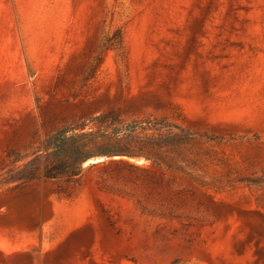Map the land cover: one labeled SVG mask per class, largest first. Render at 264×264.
<instances>
[{
  "label": "rangeland",
  "instance_id": "374dc122",
  "mask_svg": "<svg viewBox=\"0 0 264 264\" xmlns=\"http://www.w3.org/2000/svg\"><path fill=\"white\" fill-rule=\"evenodd\" d=\"M101 122L155 159L0 183V264H264V0H0V178Z\"/></svg>",
  "mask_w": 264,
  "mask_h": 264
},
{
  "label": "trees",
  "instance_id": "16d2710c",
  "mask_svg": "<svg viewBox=\"0 0 264 264\" xmlns=\"http://www.w3.org/2000/svg\"><path fill=\"white\" fill-rule=\"evenodd\" d=\"M112 113L100 116L99 120H106ZM103 122L97 130L84 132L60 131L45 141L42 148L31 159L24 163V168L12 176L0 178V183L23 182L43 179L54 186V192L66 196H74L82 185L84 166L96 158H109L125 156L130 158H153L145 155L126 143V138L113 140L103 139ZM155 127V126H154ZM157 130V129H154ZM161 135H152L153 140H158ZM105 144V145H104ZM17 160L15 163L19 162ZM26 164V165H25Z\"/></svg>",
  "mask_w": 264,
  "mask_h": 264
}]
</instances>
